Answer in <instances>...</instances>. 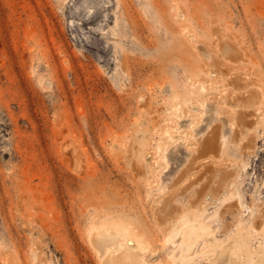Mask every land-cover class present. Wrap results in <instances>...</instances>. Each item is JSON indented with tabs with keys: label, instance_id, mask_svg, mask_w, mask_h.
Here are the masks:
<instances>
[{
	"label": "rangeland",
	"instance_id": "obj_1",
	"mask_svg": "<svg viewBox=\"0 0 264 264\" xmlns=\"http://www.w3.org/2000/svg\"><path fill=\"white\" fill-rule=\"evenodd\" d=\"M188 212L263 240L264 0H0V264L229 263Z\"/></svg>",
	"mask_w": 264,
	"mask_h": 264
},
{
	"label": "bare ground",
	"instance_id": "obj_2",
	"mask_svg": "<svg viewBox=\"0 0 264 264\" xmlns=\"http://www.w3.org/2000/svg\"><path fill=\"white\" fill-rule=\"evenodd\" d=\"M166 134L167 137L171 136L169 130H166ZM183 219L189 229L195 227V222L199 223L198 233L206 237L205 252H213L215 262L223 258L229 262L226 264H261L264 261V236L256 247L249 243L251 242L249 234H243L242 227L238 226L235 239L218 247V239L214 236L213 229L209 224L203 222L202 218L194 212H188L183 216ZM187 235H192L191 231ZM92 237L93 243L101 251L104 264H146L143 258L142 244L128 231L114 225H107L102 230H96ZM184 248H181L183 254L179 260L184 263L191 262L192 256L187 255L189 248ZM242 253H246V260L242 258ZM255 254L257 255L256 259L254 258Z\"/></svg>",
	"mask_w": 264,
	"mask_h": 264
}]
</instances>
